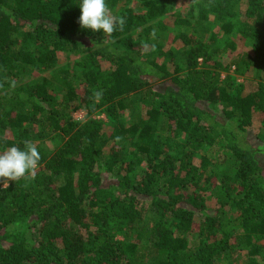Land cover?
<instances>
[{
  "label": "trees",
  "instance_id": "1",
  "mask_svg": "<svg viewBox=\"0 0 264 264\" xmlns=\"http://www.w3.org/2000/svg\"><path fill=\"white\" fill-rule=\"evenodd\" d=\"M132 1L107 36L82 0H0V153L41 156L0 181V264H264V80L238 79L264 73V0Z\"/></svg>",
  "mask_w": 264,
  "mask_h": 264
},
{
  "label": "clouds",
  "instance_id": "2",
  "mask_svg": "<svg viewBox=\"0 0 264 264\" xmlns=\"http://www.w3.org/2000/svg\"><path fill=\"white\" fill-rule=\"evenodd\" d=\"M81 15L78 23L81 28L92 32H103V35L111 36L116 30L117 25L120 30L126 23L123 17L112 15L106 0H82L79 5ZM155 36V31H153ZM148 47L147 44L144 45ZM102 91H94L93 97L99 100L102 97ZM41 156L34 143L24 142V150L19 147H11L0 153V181L3 185L9 187L10 181H19L28 175L34 174L39 165Z\"/></svg>",
  "mask_w": 264,
  "mask_h": 264
},
{
  "label": "rangeland",
  "instance_id": "3",
  "mask_svg": "<svg viewBox=\"0 0 264 264\" xmlns=\"http://www.w3.org/2000/svg\"><path fill=\"white\" fill-rule=\"evenodd\" d=\"M130 6H131V8H134L135 11H140L142 9L140 6V3H138L136 0L132 1ZM173 11H174L173 15L168 16L166 18L167 20H165V21H166L168 30L171 32V34L176 35L180 32L185 31V27L184 26L183 27L178 26V25L174 24L173 23L174 18L177 14H181L182 16H185L188 13V11H187V9H184L183 6H181V3H178L177 6H175ZM189 33H191V30ZM137 34H139V32H137L136 35ZM139 37L141 39V38H143V35H140ZM160 37L162 39H164L166 36L161 35ZM221 37H224V36L222 35ZM154 38H156L158 41H160V38L157 37L156 35L154 36ZM234 39L236 41V46H235L234 51L224 50V47H225L224 42L220 46V50L221 51L224 50V52H223L224 54L221 56V60H222L223 65H228L232 61V59H234L237 55L249 52V46H248L247 42H245L243 40L242 41L238 40L236 37L233 38V40ZM169 47H170V45L166 46V48H169ZM172 47H174L175 49H179L182 47V43L180 41H177L174 45H172ZM172 47H170V48H172ZM59 60H60V62H63V58H60ZM169 69H171V66ZM260 78L264 80V73L258 72L257 70L252 69L249 72H247L245 77H240L238 79L240 81H244V83L246 84V90L249 91V90L253 89L255 83H257ZM65 113H67L68 116L74 121L84 122L86 120V118H85L86 113L82 109H76L75 111L67 110ZM93 118L97 119V120L105 121V116L103 114H96L93 116ZM105 131L109 132L110 126H108L107 128L105 127ZM48 147L54 148L53 145H49ZM145 169H146V166L144 163H142L138 168V172H137L138 175L140 176L143 173V171H145ZM210 205H212V204H210ZM236 264H243V261L242 260L241 261L236 260Z\"/></svg>",
  "mask_w": 264,
  "mask_h": 264
}]
</instances>
